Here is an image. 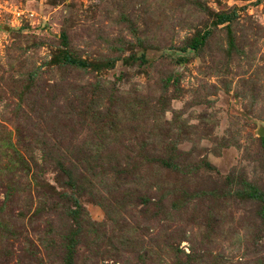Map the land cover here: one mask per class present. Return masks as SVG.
Segmentation results:
<instances>
[{
  "label": "rangeland",
  "instance_id": "rangeland-1",
  "mask_svg": "<svg viewBox=\"0 0 264 264\" xmlns=\"http://www.w3.org/2000/svg\"><path fill=\"white\" fill-rule=\"evenodd\" d=\"M254 191L264 0H0V264H264Z\"/></svg>",
  "mask_w": 264,
  "mask_h": 264
},
{
  "label": "trees",
  "instance_id": "trees-1",
  "mask_svg": "<svg viewBox=\"0 0 264 264\" xmlns=\"http://www.w3.org/2000/svg\"><path fill=\"white\" fill-rule=\"evenodd\" d=\"M63 60L65 62L69 63V64H74V65H79V66H85V63L84 62L73 58L71 55H65ZM115 61H116V59H114V58L113 59H109L107 61V63H106L107 69H112L113 66H114ZM248 196L250 198L257 199L259 201H262V199H264V193H260L258 191H254V192L250 193Z\"/></svg>",
  "mask_w": 264,
  "mask_h": 264
}]
</instances>
